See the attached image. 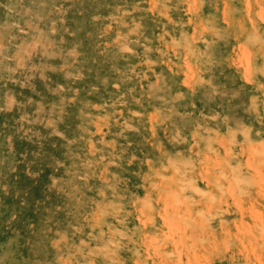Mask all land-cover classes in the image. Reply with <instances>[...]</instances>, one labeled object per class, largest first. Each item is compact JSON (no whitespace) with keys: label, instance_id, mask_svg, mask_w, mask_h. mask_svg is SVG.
I'll list each match as a JSON object with an SVG mask.
<instances>
[{"label":"rangeland","instance_id":"1","mask_svg":"<svg viewBox=\"0 0 264 264\" xmlns=\"http://www.w3.org/2000/svg\"><path fill=\"white\" fill-rule=\"evenodd\" d=\"M0 264H264V0H0Z\"/></svg>","mask_w":264,"mask_h":264},{"label":"bare ground","instance_id":"2","mask_svg":"<svg viewBox=\"0 0 264 264\" xmlns=\"http://www.w3.org/2000/svg\"><path fill=\"white\" fill-rule=\"evenodd\" d=\"M204 189V188H203ZM262 225V224H261Z\"/></svg>","mask_w":264,"mask_h":264}]
</instances>
